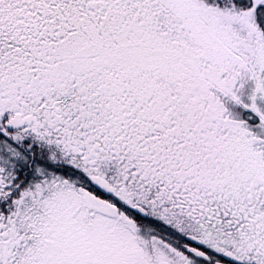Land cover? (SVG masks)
<instances>
[{
    "label": "snow or ice",
    "instance_id": "obj_1",
    "mask_svg": "<svg viewBox=\"0 0 264 264\" xmlns=\"http://www.w3.org/2000/svg\"><path fill=\"white\" fill-rule=\"evenodd\" d=\"M0 264H264V0H0Z\"/></svg>",
    "mask_w": 264,
    "mask_h": 264
}]
</instances>
